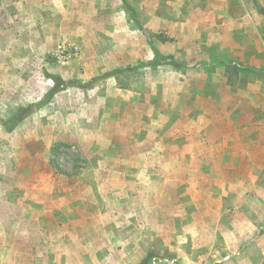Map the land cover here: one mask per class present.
I'll use <instances>...</instances> for the list:
<instances>
[{
	"label": "rangeland",
	"instance_id": "1",
	"mask_svg": "<svg viewBox=\"0 0 264 264\" xmlns=\"http://www.w3.org/2000/svg\"><path fill=\"white\" fill-rule=\"evenodd\" d=\"M92 98L98 117L130 104L125 136L153 135L127 183H96L74 137L50 161L28 151L56 112L82 136ZM55 179L58 206L44 196ZM239 198L263 234L250 204L264 212V0H0V264H222ZM254 251L247 264H264Z\"/></svg>",
	"mask_w": 264,
	"mask_h": 264
},
{
	"label": "crops",
	"instance_id": "2",
	"mask_svg": "<svg viewBox=\"0 0 264 264\" xmlns=\"http://www.w3.org/2000/svg\"><path fill=\"white\" fill-rule=\"evenodd\" d=\"M92 99L93 100L88 102L87 107L90 109V113L93 114V116H89V118H77V120H79L77 121L79 128L83 134L82 136L71 132L70 126L67 125V123H70V117L72 116L67 113L63 116L61 112H56L57 116L54 117L53 115V120H51L53 126L51 134H48V141H42V139V142L37 141L36 138L40 139L46 136L44 129L40 127L39 129L41 132H39V134L41 133V135L33 134L35 139H32V145L28 151H31L33 155L40 154L42 157L50 161L51 153L55 151L54 146L66 145L63 143H65L67 139L74 137L70 141L74 143V147L78 151L81 159L87 162V171L94 172L96 176L100 174V178H94L96 183L105 181V176L109 173H117L121 176V178H118L115 183H127L129 182L127 180V171L131 167L137 165L133 164L131 156L151 153L152 147L150 139H152L153 135L147 134L143 140L139 141L135 139L134 136H125L123 131H120L121 126L135 125L134 120L130 119L129 113L127 112V109H129L130 106L129 103L126 104L125 112L117 107L113 110V114L115 115L111 114V116L98 117V115L92 110L97 109L99 104L96 98ZM120 104H122V102H120ZM98 135L104 137L106 145L98 146L97 142H94V139ZM98 154L114 155L118 157L119 162H117V166H114L112 162L107 160L104 166H98L93 161V158ZM8 170L12 171L13 167L9 166ZM36 172L37 171L35 170L32 171L31 179L34 178ZM2 182L7 183V179L4 177ZM51 182L54 184L45 190L44 196L49 202L51 201L58 206L60 193L66 187L67 181H56L55 179ZM76 185H79L80 187H87L86 183H84V181L80 178H78ZM97 191L99 192V190ZM95 195L96 194L94 193L93 196H90L91 198H89L92 199ZM242 200L243 198H239V200L233 201L235 208L234 214L237 221H235L237 224L233 227V231L229 228L227 229L226 227L222 230L226 247L229 250V253H227L223 260H218L222 264H247L246 259L249 256L247 255L246 259H244L245 253H247L246 246L253 247L255 249L254 252L259 253V256L264 257V232L261 234L256 228V225L251 220L247 219L241 211H238V206L241 204L240 202ZM243 201L247 200L244 199ZM250 209L259 219L264 218V212L259 210L253 204H250ZM240 254H242V257L235 262L234 256Z\"/></svg>",
	"mask_w": 264,
	"mask_h": 264
},
{
	"label": "trees",
	"instance_id": "3",
	"mask_svg": "<svg viewBox=\"0 0 264 264\" xmlns=\"http://www.w3.org/2000/svg\"><path fill=\"white\" fill-rule=\"evenodd\" d=\"M156 38L161 42V43H166V42H171L173 40V38L164 35V34H157ZM127 69H132L130 67H127ZM122 69H114L110 72H107V75H116L118 72H121ZM51 79H53L54 82H56L57 80H60L58 77H52ZM56 92H58L57 88L54 86L52 87L49 91H48V96H53ZM33 112V109L31 107V105H27V106H20L16 109V111L9 117V119L3 121L6 129H9L10 127V122L12 123V125H16L17 123H19L22 119H24L25 117L29 116L31 113ZM151 259V258H150Z\"/></svg>",
	"mask_w": 264,
	"mask_h": 264
},
{
	"label": "built area",
	"instance_id": "4",
	"mask_svg": "<svg viewBox=\"0 0 264 264\" xmlns=\"http://www.w3.org/2000/svg\"><path fill=\"white\" fill-rule=\"evenodd\" d=\"M153 262L155 261L154 259L152 260ZM155 263V262H154Z\"/></svg>",
	"mask_w": 264,
	"mask_h": 264
}]
</instances>
